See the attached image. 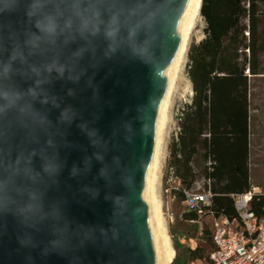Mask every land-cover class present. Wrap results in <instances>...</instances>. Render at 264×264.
<instances>
[{
	"label": "water",
	"instance_id": "95a60500",
	"mask_svg": "<svg viewBox=\"0 0 264 264\" xmlns=\"http://www.w3.org/2000/svg\"><path fill=\"white\" fill-rule=\"evenodd\" d=\"M189 3L0 0V62L27 98L0 108V264H156L146 175Z\"/></svg>",
	"mask_w": 264,
	"mask_h": 264
},
{
	"label": "trees",
	"instance_id": "16d2710c",
	"mask_svg": "<svg viewBox=\"0 0 264 264\" xmlns=\"http://www.w3.org/2000/svg\"><path fill=\"white\" fill-rule=\"evenodd\" d=\"M263 3L264 0L202 1L205 36L188 52L193 95L181 112L178 137L170 145L168 171L181 183L173 192L181 203L200 178L204 181V192L211 194V204L204 208L203 215L186 211L183 220L201 221L206 216L211 226H203L202 238L208 248L180 243L183 237H196L173 235L178 255L172 264H208L213 250V219L237 218L233 195L252 191L249 76L264 72ZM196 167H200V173ZM249 208L258 216L264 215V194H253Z\"/></svg>",
	"mask_w": 264,
	"mask_h": 264
},
{
	"label": "rangeland",
	"instance_id": "374dc122",
	"mask_svg": "<svg viewBox=\"0 0 264 264\" xmlns=\"http://www.w3.org/2000/svg\"><path fill=\"white\" fill-rule=\"evenodd\" d=\"M261 10L264 12V3L261 4ZM206 22L203 17H200L199 22L191 36L188 51L184 59L182 74L178 81L177 88L173 95L169 119L167 127L164 132L163 140V155L161 158V167L159 171V182L157 184V193L162 200V210L168 233L172 239L173 235L179 237L181 234L186 236L198 237V245L207 247L208 242L198 235V224L185 222L183 214L186 212L185 205L180 201L173 199V190L178 187V183L168 171L169 158H170V145L171 142L178 137L179 133V119L181 112L187 104L191 102L192 86L188 77L189 58L188 52L193 43H198L205 36ZM264 69V60H263ZM250 79V100H251V136L249 141V163H250V183L252 191L264 194V75L249 76ZM195 170L200 173V167ZM160 184V185H159ZM169 190V191H168ZM194 191L204 192V181L200 178L193 187ZM167 208L169 210H167ZM174 217L172 218L171 213ZM173 219V220H172ZM204 227L211 226V219L204 216L200 221ZM197 230L194 233L192 230ZM181 243V242H180ZM174 248V246H173ZM175 250V248H174ZM209 252L207 250L206 254ZM178 252L175 250V257Z\"/></svg>",
	"mask_w": 264,
	"mask_h": 264
},
{
	"label": "bare ground",
	"instance_id": "6f19581e",
	"mask_svg": "<svg viewBox=\"0 0 264 264\" xmlns=\"http://www.w3.org/2000/svg\"><path fill=\"white\" fill-rule=\"evenodd\" d=\"M202 1L203 0H190L183 19L176 48L165 79L161 104L156 118L150 148L145 185V207L156 264H172L175 258L172 239L168 233V224H166V219L163 215L162 200L157 193V184L160 181L159 171H161V158L164 153V132L169 119L171 101L179 83L180 75L183 73V63L188 51L191 36L201 17L200 10Z\"/></svg>",
	"mask_w": 264,
	"mask_h": 264
},
{
	"label": "built area",
	"instance_id": "2783aa9c",
	"mask_svg": "<svg viewBox=\"0 0 264 264\" xmlns=\"http://www.w3.org/2000/svg\"><path fill=\"white\" fill-rule=\"evenodd\" d=\"M170 174L173 176L172 172ZM174 179L178 187L173 192L181 186L180 181L175 177ZM255 193L250 191L246 194L233 195L238 212L237 218L213 219V250L208 264H264V215L258 216L249 208V202ZM185 195L183 204L186 211H196L199 215H203L204 208L211 204L209 192L192 190ZM172 197L175 199L173 194ZM171 216L174 217L173 212ZM191 223L198 224V235L202 236V223L200 221H191ZM180 241L182 244L195 248L199 238L183 237Z\"/></svg>",
	"mask_w": 264,
	"mask_h": 264
},
{
	"label": "clouds",
	"instance_id": "9594fccd",
	"mask_svg": "<svg viewBox=\"0 0 264 264\" xmlns=\"http://www.w3.org/2000/svg\"><path fill=\"white\" fill-rule=\"evenodd\" d=\"M49 7L52 8L54 6L49 5ZM135 7H140V5H136ZM50 14L52 13L42 11L33 12L32 15L35 16V19L32 21L37 27L45 25L47 16ZM132 15H135V11L132 12ZM148 15L150 16L151 14L149 13ZM88 20V27L90 28L96 22L95 15H89ZM147 20L148 16H143L132 22L131 27L136 28L138 25L142 27ZM80 25L84 26L83 18H80ZM112 27H115V25H112ZM19 67V65L9 63L7 58L0 62V108L8 112H19L27 99L22 95L23 90L17 79L16 72ZM5 69L7 70L5 71Z\"/></svg>",
	"mask_w": 264,
	"mask_h": 264
},
{
	"label": "crops",
	"instance_id": "0c3cea01",
	"mask_svg": "<svg viewBox=\"0 0 264 264\" xmlns=\"http://www.w3.org/2000/svg\"><path fill=\"white\" fill-rule=\"evenodd\" d=\"M263 60H264V52H263V54H262V62H263ZM262 75H264V72H263ZM250 124H251V100H250ZM250 133H251V128H250ZM250 136H251V134H250ZM198 229H199V228H198Z\"/></svg>",
	"mask_w": 264,
	"mask_h": 264
}]
</instances>
